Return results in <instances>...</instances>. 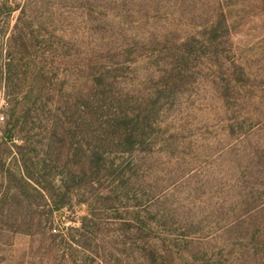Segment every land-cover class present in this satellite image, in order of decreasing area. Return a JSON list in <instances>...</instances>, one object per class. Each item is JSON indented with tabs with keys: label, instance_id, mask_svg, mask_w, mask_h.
<instances>
[{
	"label": "rangeland",
	"instance_id": "1",
	"mask_svg": "<svg viewBox=\"0 0 264 264\" xmlns=\"http://www.w3.org/2000/svg\"><path fill=\"white\" fill-rule=\"evenodd\" d=\"M1 116L0 264H264V0H0Z\"/></svg>",
	"mask_w": 264,
	"mask_h": 264
},
{
	"label": "trees",
	"instance_id": "2",
	"mask_svg": "<svg viewBox=\"0 0 264 264\" xmlns=\"http://www.w3.org/2000/svg\"><path fill=\"white\" fill-rule=\"evenodd\" d=\"M20 22V21H19ZM19 22L17 23V25L15 26V31L13 32L12 36H11V40H20L21 42H24L25 40V36L19 32L18 36L15 35L16 30L18 29L19 26ZM18 37V39H17ZM28 49L26 48V51ZM27 55H31V53L28 51V53H26ZM10 56V55H9ZM9 62H10V58H9ZM8 66V65H7ZM38 76L36 75V78L42 75V71H38ZM37 78V79H38ZM42 80V78H41ZM43 81V80H42ZM45 86V82H39V84L35 87V89L33 87H29L28 91L26 92V98H39V96L41 95V93L44 91V89H46ZM34 101V100H33ZM32 101V102H33ZM23 105L22 103H20L19 105H15L14 109L11 110V114L9 115V119L6 123V129L4 131V135L5 137L3 138L4 142L6 143L7 141L12 142V147L15 148L16 150V163H17V170H18V177L13 175V173L9 170L8 171V176L10 177V179H12L11 181H15L18 186L16 187V189L21 193L23 190V185L25 187L31 188L33 191L35 192H39L40 189H43L45 191L48 192V188L43 186L42 183H40L39 179H37L34 176V172H30V162L31 159L28 158V143L26 140L23 139H19L20 140V144H14V137L16 136L15 134L18 131V127H19V123H20V114L18 112V110H20V106ZM22 110V109H21ZM20 110V111H21ZM3 142V144L5 145V143ZM97 153H93L90 156L89 159V163L93 165V163L95 162V157H96ZM22 184V186H21ZM65 194L62 195L61 197H59V199L57 201H54V207L52 208V210L54 212H60L61 210H63L64 208H66L67 203L65 201ZM62 225H64L63 223H61ZM82 228H84V225H82V227L80 228H74V227H67L66 231H67V235L70 237L69 241L71 240V242L73 243H77V241L71 237L70 235V231H76L77 230H81ZM72 249V243L69 246Z\"/></svg>",
	"mask_w": 264,
	"mask_h": 264
},
{
	"label": "built area",
	"instance_id": "3",
	"mask_svg": "<svg viewBox=\"0 0 264 264\" xmlns=\"http://www.w3.org/2000/svg\"><path fill=\"white\" fill-rule=\"evenodd\" d=\"M0 119L3 120V117L1 116Z\"/></svg>",
	"mask_w": 264,
	"mask_h": 264
}]
</instances>
